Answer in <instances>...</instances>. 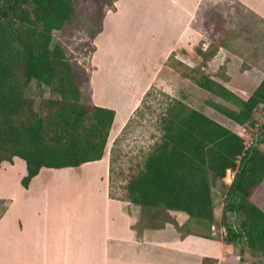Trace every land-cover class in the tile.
<instances>
[{"label":"trees","instance_id":"16d2710c","mask_svg":"<svg viewBox=\"0 0 264 264\" xmlns=\"http://www.w3.org/2000/svg\"><path fill=\"white\" fill-rule=\"evenodd\" d=\"M115 1L104 16L116 9ZM75 11V0H0V166L16 156L25 160L26 188L43 167H78L102 159L115 120V109L84 101L81 80L65 48L54 42V32L61 31ZM187 67L192 73L186 75L197 86L233 105L210 102L215 109L240 125L257 126L264 79L246 99L207 72ZM33 81L39 92L46 86L53 93L41 102V110L28 95ZM163 94L162 134L121 198L141 206L139 226H160V212L165 222L171 221L170 211L185 212L204 231L182 232L237 246L239 264H245L246 254L264 258V210L253 199L264 180V122L248 146L243 136L204 111ZM228 170L235 172L229 185L223 181ZM218 181L225 190L222 239L215 237L213 187ZM5 210L6 205L0 218ZM217 262L203 258V264Z\"/></svg>","mask_w":264,"mask_h":264},{"label":"rangeland","instance_id":"374dc122","mask_svg":"<svg viewBox=\"0 0 264 264\" xmlns=\"http://www.w3.org/2000/svg\"><path fill=\"white\" fill-rule=\"evenodd\" d=\"M114 1L75 0L76 11L72 20L61 31L54 32V42L65 48L77 76L81 80L82 87H84V101L92 102L91 86L95 89L98 100L118 104L124 114L127 111L124 110V108L126 109L125 103L128 105L130 102L136 105L140 99L124 128L116 133L113 129L108 140L107 155L113 173L112 195L118 197L126 195L125 187L128 180L142 169L147 155L159 140L162 134L159 117L164 112L167 98L163 94L165 92L170 97L184 100L192 107L204 111L210 117L237 132L245 138L249 146L254 141L255 133L264 122V104H261L255 112L256 127L234 122L215 109L210 102L227 106L233 105L220 96L202 89L188 78L187 75L192 73L187 67L189 65H182L183 62L174 58L175 53L171 56L169 64L174 69L170 79L165 78L169 75H165L167 69L162 67L158 77L153 80L147 90L151 92L150 95H146L147 91L142 93L144 87L154 77L158 65L156 60L165 44L161 40L162 36L157 37V31L163 23L152 21V19L149 21V15L155 19L154 14H157L156 10L159 7L153 6V0H122L119 1V4H116L117 1H115L116 9H109L111 12L108 13L105 20L104 12L112 7ZM223 2L226 0H220L216 7L213 6L211 12L210 8L209 11L204 9L203 20L192 23L193 27L202 34V39L196 44L195 52L194 50L190 53L186 52V60L190 64H195V68L210 75L213 74V71L211 66L206 64H224L216 71L218 73L222 70L225 73L226 66L233 69V64H250L249 67L252 70L250 76L234 74V79H232L233 85L242 92L241 94H246L240 96L247 99L253 93L258 82V79L254 78H257L259 73H256L253 67L257 66L264 72V31L261 29L258 34L255 24L252 23L254 19L248 22L243 21L244 16L242 18L237 16L238 11L235 14L238 19L235 22L232 21L230 15L226 14L227 6ZM160 6L162 7V5ZM239 9L241 10V7ZM232 24H235L233 35L229 27ZM239 26L241 29L238 31L235 27L239 28ZM103 27L105 29L98 38L101 48H98L96 60H93L91 64L96 50L93 34ZM222 44L230 47L234 52L230 54L226 50L221 51L219 45ZM202 65H206V68H202ZM89 79H92L91 86ZM165 84L168 91L164 89ZM43 90V93L39 92L35 81L28 89V95L35 98L38 110H41V102L45 98L53 96L48 87L43 86ZM123 102L125 103L122 104ZM138 107L139 109H137ZM260 147L264 149V144H261ZM20 160L22 161V159ZM98 167V164L87 163L79 167L45 168L43 176H50L45 184L52 187L46 197L51 196L53 210L60 208V210L67 211L74 204L81 205L85 202L86 193L91 191L96 194V200L100 202L102 200L101 189L99 183L93 181L92 177V172L100 169ZM234 174V171L228 170L223 178L224 183L231 184ZM213 194L218 233L215 237L222 239V236L225 235L224 229L219 225L225 202L222 181H218L213 187ZM253 198L257 204L264 208V183L256 190ZM3 206L4 202L0 201V211ZM175 215L177 216V213ZM183 215L188 216L185 212ZM170 216L173 217L172 214ZM157 219L160 225L166 223L163 212L158 214ZM174 224L179 231H204L201 226L198 227L195 222L189 220L185 222L184 229H181L178 223L174 222ZM231 246L234 247H232V257L227 264H239L241 260L239 248ZM153 258L159 259L155 255ZM16 259L18 258H10L11 262H15ZM263 262L264 258H255L249 254L245 256V264H262ZM176 263L179 264L178 260Z\"/></svg>","mask_w":264,"mask_h":264},{"label":"crops","instance_id":"0c3cea01","mask_svg":"<svg viewBox=\"0 0 264 264\" xmlns=\"http://www.w3.org/2000/svg\"><path fill=\"white\" fill-rule=\"evenodd\" d=\"M119 1L122 0H117L116 4H119ZM153 1V6H158L159 9L156 10L157 14H154L155 19L149 15V21L152 19L163 23L157 31V37L162 36L161 40L165 44L156 60L158 65L154 77L142 90L143 94L158 77L162 67L167 69L165 75H169L165 78L170 79L174 69L169 64L174 53V58L178 61L195 67V64L186 60V52H195V46L202 39V34L192 23L202 21L203 11H209L210 8L211 12L220 0ZM223 4L227 6L226 14L230 15L232 21L238 19L235 17L238 11L237 16H244L243 21L254 19L252 23L255 24L257 33L261 29L264 31V0H226ZM109 12L111 11L108 10L105 20ZM234 26L235 24L229 26L232 35L235 32ZM104 29L103 27L93 38L96 50L91 64L96 60L98 48H101L98 38ZM235 29L239 31L241 27ZM219 49L230 54L234 52L223 44L219 45ZM206 65L211 66V76L215 80L238 95H246L241 94L242 92L233 85L232 79L234 74L250 76V64H233V69L226 66L225 73L223 70L216 72L224 64ZM206 65H202V68H206ZM253 69L259 73L257 78H254L258 79L255 90L264 79V72L257 66ZM89 80L91 86L92 79ZM91 89L92 103L116 110L110 136L113 129L115 133L121 131L127 120H130L140 99L136 105L130 102L126 105L123 102L126 107L124 110H127L124 114L118 104L98 100L95 89L92 86ZM164 89L168 91L166 84ZM20 159L22 158L16 156L12 162L3 161L0 166V201L6 205V210L0 218V264H177V260L179 264H203V258L206 256L216 258V264H227L232 257L234 247L222 240L185 233L175 228L174 222L182 226L189 220V215L184 216V212L170 211L173 217L171 216V221L164 225L139 226L138 222L142 217L141 206L111 194L113 173L107 147L102 159L87 162L99 165L100 169L93 171L92 177L93 181L99 183L102 200L98 202L96 194L91 191L86 193L83 204H74L75 206L72 205L67 211L60 208L54 211L51 196L46 197L52 188L45 184L50 176H43L47 167L40 170L28 188L22 185V178L27 174V165L25 160ZM263 183L264 180L259 187ZM154 255L159 259L155 260ZM11 257L18 259L11 262Z\"/></svg>","mask_w":264,"mask_h":264}]
</instances>
